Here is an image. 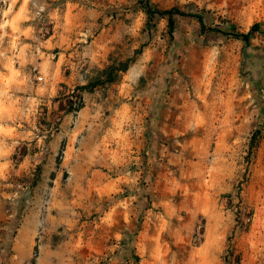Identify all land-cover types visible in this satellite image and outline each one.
<instances>
[{
    "label": "rangeland",
    "instance_id": "1",
    "mask_svg": "<svg viewBox=\"0 0 264 264\" xmlns=\"http://www.w3.org/2000/svg\"><path fill=\"white\" fill-rule=\"evenodd\" d=\"M149 1L159 12L201 15L206 30L176 15L171 38L168 17L150 22L145 0H0V264L17 255L28 216L46 244L41 264H264V0ZM90 8L96 27L50 53L82 52L107 35L98 76L130 65L125 81L134 80L127 87L117 73L108 96L113 109L129 103L145 126L141 165L98 166L71 155L66 141L54 153L49 142L74 112L70 96L83 107L81 95L60 94L49 107L17 80L41 83L46 39L76 36L77 12ZM255 24L249 43L233 36Z\"/></svg>",
    "mask_w": 264,
    "mask_h": 264
},
{
    "label": "crops",
    "instance_id": "2",
    "mask_svg": "<svg viewBox=\"0 0 264 264\" xmlns=\"http://www.w3.org/2000/svg\"><path fill=\"white\" fill-rule=\"evenodd\" d=\"M26 8L27 6L23 4L20 9L25 12ZM77 14L80 15L81 20L77 25V28L80 30L76 36L70 34V36L65 37L63 33L56 32L46 39L45 47L49 50L44 53L43 60L38 63L42 82L39 84L35 83L34 76L30 74L24 77L23 81H20L22 80L20 77L17 80L25 84L24 90L36 89L37 93L38 91L39 93H43L44 97L48 99L44 100L49 107H57V103H53L52 105L50 98H57L60 94L69 96L77 92L81 95L83 99L81 111L78 112L77 116L73 114L74 112L64 115L57 134L49 142V147L54 153L66 141L67 151L73 149L71 155L75 157L86 155L94 158L98 166L109 167L116 165L118 160L129 163L134 160V164L139 165V161L144 159L142 150L146 147L145 126L141 124V119L134 116V112H131L132 108L130 104L124 101L115 109L110 107L111 102L108 95L116 88L114 82L96 85L94 91L87 86V84H90L96 78L100 79L99 71L106 65L105 59L103 57L100 58L99 55L108 45V41H106L107 35L100 34L98 39L96 38L87 46L82 47V52L75 49L70 53H50L51 49L60 48L64 43L77 45L78 41L84 40L81 35H85V31L89 33L91 29L96 27L99 17L98 10L92 8L87 10L80 9ZM128 71L122 73L124 74V82H126L124 85L127 87H129L132 79L134 80L135 78L130 76L128 81H125L127 80ZM11 72L12 69H10L7 76L3 77L4 80L8 77V81L10 82ZM37 76L35 74V77ZM0 86H2L1 83ZM127 87L123 88V90H126ZM4 89L6 90V88ZM13 95L14 93L11 96ZM18 97L23 98L21 96ZM70 99H73V96H70ZM108 109H113V113L110 117H105L104 114ZM76 136H81L83 139V143L78 148L75 147ZM87 150L90 152H87ZM78 168V166L73 167V171L77 172ZM138 168V174L145 172L141 167ZM88 169L83 168L84 171H88ZM61 172L59 171L58 178ZM95 172L96 175L103 176V170L97 168ZM211 180L210 178L209 181ZM59 189L58 185L52 188L51 193L56 198L60 195L61 191ZM25 221L26 224L20 229L16 243L14 244V250L17 251V255H14L10 259L9 264H25L28 260L33 259L35 255L37 256L36 264L42 263L40 262L42 260L41 252L45 253L46 244H37L36 227L30 225L29 216ZM36 248L38 249L37 253H35Z\"/></svg>",
    "mask_w": 264,
    "mask_h": 264
},
{
    "label": "trees",
    "instance_id": "3",
    "mask_svg": "<svg viewBox=\"0 0 264 264\" xmlns=\"http://www.w3.org/2000/svg\"><path fill=\"white\" fill-rule=\"evenodd\" d=\"M144 9L148 15V18H149V21L152 22L153 19L155 18V16L158 14L160 16H167L168 17V22H169V33H170V36L171 38H174V30H175V16L176 15H180V16H189V17H195L197 18L201 25H202V31L203 30H206V25L204 24V19L201 15H191V14H185L183 11H181L180 9L178 8H172L170 10H167V11H162V12H159L157 10H153L151 8V4H150V1L149 0H145V5H144ZM259 30V25L258 24H255L254 26H252V28L250 29L249 32L247 33H243V34H233V36L237 39H242L245 43H249L253 34L255 32H257ZM130 65L129 63H122L120 64V66L118 67H110L108 69V71L105 72L107 78L106 80H100L98 79L95 83V86L96 85H100V84H104V83H113L115 80H116V77H117V73L119 72H122V73H125L128 71ZM82 107H80L81 109ZM70 111H79L78 109H74L73 106L70 107ZM261 134V130H257L254 134H253V137H252V143L256 141L258 135ZM239 258H238V263H239Z\"/></svg>",
    "mask_w": 264,
    "mask_h": 264
},
{
    "label": "built area",
    "instance_id": "4",
    "mask_svg": "<svg viewBox=\"0 0 264 264\" xmlns=\"http://www.w3.org/2000/svg\"><path fill=\"white\" fill-rule=\"evenodd\" d=\"M72 106L74 109H80V107L82 106V101L80 100L79 97L75 96L73 98V103ZM75 113H77V111H74ZM36 255L33 257V259L29 260L28 262H26L25 264H36ZM232 264H235L234 262Z\"/></svg>",
    "mask_w": 264,
    "mask_h": 264
}]
</instances>
